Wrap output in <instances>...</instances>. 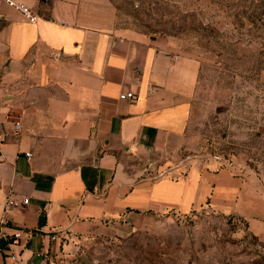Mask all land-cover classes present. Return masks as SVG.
Wrapping results in <instances>:
<instances>
[{"label":"crops","instance_id":"0c3cea01","mask_svg":"<svg viewBox=\"0 0 264 264\" xmlns=\"http://www.w3.org/2000/svg\"><path fill=\"white\" fill-rule=\"evenodd\" d=\"M22 1L35 21L0 0V229L30 236L0 237V264L10 250L68 264L82 240L128 236L166 207L264 226L258 176L183 150L196 58L117 26L110 0Z\"/></svg>","mask_w":264,"mask_h":264},{"label":"rangeland","instance_id":"374dc122","mask_svg":"<svg viewBox=\"0 0 264 264\" xmlns=\"http://www.w3.org/2000/svg\"><path fill=\"white\" fill-rule=\"evenodd\" d=\"M110 2L117 26L163 35L199 62L183 150L264 184V0ZM249 221L235 209L166 207L128 236L82 240L68 264H264V226Z\"/></svg>","mask_w":264,"mask_h":264},{"label":"built area","instance_id":"2783aa9c","mask_svg":"<svg viewBox=\"0 0 264 264\" xmlns=\"http://www.w3.org/2000/svg\"><path fill=\"white\" fill-rule=\"evenodd\" d=\"M6 4L18 9L24 17L29 21H35L38 18V15L32 10V8L22 0H2ZM133 93L131 91L120 93V98H132ZM19 122L15 123V127L19 128ZM27 156H30V153H26ZM28 197H24L21 199V203H27ZM8 205H17L20 203L13 197H9L6 201ZM24 236V238H28L30 236L29 231H22L20 229H14L12 232H6L2 229H0V237H4L8 240L9 244H15L19 243V239L21 236ZM9 262L8 264H21V259L19 252L15 250H10L8 253Z\"/></svg>","mask_w":264,"mask_h":264}]
</instances>
